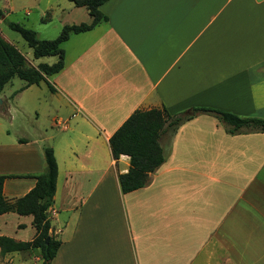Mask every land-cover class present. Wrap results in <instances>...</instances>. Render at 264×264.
<instances>
[{
	"label": "crops",
	"instance_id": "crops-1",
	"mask_svg": "<svg viewBox=\"0 0 264 264\" xmlns=\"http://www.w3.org/2000/svg\"><path fill=\"white\" fill-rule=\"evenodd\" d=\"M99 9L106 21L62 42L63 67L47 76L54 90L39 82L53 96L49 131L9 127L24 112L14 96L39 83L0 92L4 198L34 186L48 143L57 163L49 232L59 240L50 264H264V131L231 134L196 113L163 135V162L128 192L118 175L129 156L113 158L108 141L136 109L264 118V0H106ZM34 234L30 214H0V235Z\"/></svg>",
	"mask_w": 264,
	"mask_h": 264
},
{
	"label": "trees",
	"instance_id": "trees-1",
	"mask_svg": "<svg viewBox=\"0 0 264 264\" xmlns=\"http://www.w3.org/2000/svg\"><path fill=\"white\" fill-rule=\"evenodd\" d=\"M69 1L75 6H84L90 21L65 23L52 39L39 38L35 30L17 22L7 21V25L25 40L33 58L55 56L56 60L51 63L38 61L35 65H28L21 51L0 35V92L15 76L24 81V86L44 81L49 90L53 91L54 87L47 80V76L63 67L64 49L61 43L67 40L70 34L89 30L97 23L107 20V16L99 9L106 0ZM0 18L5 20L1 8ZM200 112L214 115L224 124L225 131L231 134L242 131H264V118L239 115L216 108L196 106L175 114H169L164 106L136 109L108 139L113 158H117L120 154L129 156L127 171L118 175L122 192L139 188L148 182L149 173L164 160L161 146L163 135L175 130L179 124ZM42 152L43 171L29 175L35 179L34 186L12 202L6 200L2 194L3 180L7 176L0 174V214L11 210L21 215L30 214L35 228V234L30 240H15L10 236L0 235V257L11 252L37 250L42 264H50L59 245V240L49 232L50 221L47 214L55 192L57 163L50 144L43 143Z\"/></svg>",
	"mask_w": 264,
	"mask_h": 264
},
{
	"label": "rangeland",
	"instance_id": "rangeland-1",
	"mask_svg": "<svg viewBox=\"0 0 264 264\" xmlns=\"http://www.w3.org/2000/svg\"><path fill=\"white\" fill-rule=\"evenodd\" d=\"M0 8L3 10L5 20L0 18V35L8 42L14 44L25 56L28 65H35L38 61L51 63L56 60L55 56H45L35 59L32 57L31 49L27 46L21 35L7 25V21L20 23L35 30L37 37L52 39L60 31L65 23L89 22L90 16L84 6H75L69 0H0ZM64 44V43H63ZM61 43V47H63ZM23 83L18 77H13L3 87L2 93L10 94V98L16 89ZM15 91V92H14ZM12 94V95H11ZM53 96L44 83L33 85L31 89L17 94L14 100L22 106V110L15 111L12 125H9L15 134L18 124H22L28 137H33L37 128L50 130V121L53 110L49 103ZM1 105V104H0ZM35 125L37 128L35 129ZM56 130V127H52ZM26 255V258H21ZM29 251L15 252L10 257H0V264H41V261L30 258Z\"/></svg>",
	"mask_w": 264,
	"mask_h": 264
}]
</instances>
